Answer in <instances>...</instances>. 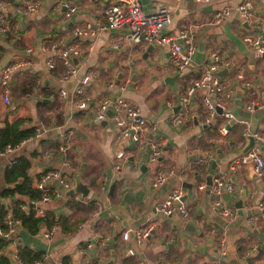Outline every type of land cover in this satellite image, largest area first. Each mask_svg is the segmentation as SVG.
<instances>
[{"label":"crops","instance_id":"1","mask_svg":"<svg viewBox=\"0 0 264 264\" xmlns=\"http://www.w3.org/2000/svg\"><path fill=\"white\" fill-rule=\"evenodd\" d=\"M32 1L0 0V63L5 57L3 67L18 63L5 85L0 68V127L22 119L23 127L34 128V135L16 145L7 163H0V191L10 186L3 180L5 167L20 155L31 159L32 175L58 170L69 185L62 184L59 191L60 182H49L53 199L38 215L46 221L36 232L12 220L13 230L0 256H7L8 264H22L18 251L26 248L32 251L29 257L37 255V264H264V207L259 206L264 204V166L262 174L252 169L253 160L231 167L255 146L264 160V144L255 136L264 135V53L243 39L246 34L264 35V0H252L250 23L236 9L243 0H140L146 13L160 5L171 10V22L163 32L177 34L184 28L192 33L195 51L184 68L171 62L166 46L132 42L127 25L76 36V25L105 22L107 0H68L76 6L68 17L67 0H35L39 9L30 12L26 4ZM225 6L230 13L214 23V11ZM72 42L79 52L70 57L76 71L68 75L51 45ZM212 51L224 61L217 74L230 89L224 110L236 119L216 117L203 123L204 97L214 101L217 94L203 95L205 90L197 89L192 120L177 124L181 95ZM49 57L53 67L46 63ZM60 89L66 90L63 99ZM5 93L9 103L3 101ZM115 96L134 102L155 124L148 137L161 145L158 162L146 157L148 143L120 137L110 116L94 119L98 103ZM76 99L87 100L89 107H78ZM251 99L258 104L248 109ZM223 122L226 131L220 129ZM119 151L125 153L123 160L115 157ZM159 167L172 170L163 185L153 186L151 176ZM209 174L212 181L223 176L233 185L220 203L207 184ZM175 188L190 210L186 219L156 209ZM222 206L232 214L220 213ZM146 228L149 233L139 239L137 231ZM46 231L48 236L43 235ZM219 236L226 238L224 253L215 246Z\"/></svg>","mask_w":264,"mask_h":264},{"label":"built area","instance_id":"2","mask_svg":"<svg viewBox=\"0 0 264 264\" xmlns=\"http://www.w3.org/2000/svg\"><path fill=\"white\" fill-rule=\"evenodd\" d=\"M198 2H208L211 0H195ZM39 3L32 1L26 4V9L30 12H36L39 9ZM64 15L70 16L76 9V6L68 0L64 3ZM239 17L245 22H252L254 18V12L252 9V0H243L236 6ZM230 13V8L225 6L217 9L213 14V22H220ZM105 22L93 25L90 22H86L84 25H76L72 31L76 36L90 35L94 36L98 31L107 30L109 28H116L122 25H127L129 29V39L138 43L145 40L149 43L155 42L164 45L168 48L171 62L178 65V68H184L192 62V54L195 51V42L192 33L188 29H179L177 34H170L163 32L162 29L168 26L171 22V10L165 6L160 5L155 12H144L141 8L140 0H107L104 6ZM244 41L254 45L255 48L264 53V35H251L246 34L243 37ZM51 48L56 49L57 55L62 60L65 66V74H72L76 71L71 56L78 54L79 46L77 43H70L62 46H58L56 43L51 45ZM48 66L53 67V59L49 57L46 60ZM221 63H224L219 53L212 51L210 53V60H207L201 65L199 75L194 78L188 85L185 92L181 95V103L179 111L175 116V123H187L192 120L191 105L192 95L197 89H203L207 93L213 92L217 94L216 100H210L208 97H204V101L207 107L206 114L203 117L202 122L205 124L212 123L216 117H223L224 119H236L231 111L224 110V100L229 96L230 89H225L222 85L220 78L217 74V70ZM18 63H13L2 68V84H6L12 71L16 69ZM89 75L85 76V79ZM78 92H81V87H78ZM66 95V90L60 89V96L63 99ZM3 101L9 103V96L7 93L3 95ZM76 105L80 108H88L89 102L84 99H76ZM258 104L257 100L251 99L247 108L252 109ZM221 109L220 112L216 111V108ZM110 111V112H109ZM109 112V113H108ZM111 117L117 127L120 137L130 136L137 143H148L150 149L146 155L150 162H158V159L162 155L161 145L155 143L148 137L150 132L155 129V124L150 122L145 116L142 115L139 106L134 102L122 97L104 98L102 99L95 109L94 119L97 121L105 120L107 117ZM222 131H226L225 123L220 125ZM40 134V129L36 128L35 135ZM256 139L264 144V135L255 133ZM29 138L23 139L19 144L23 143ZM18 146V145H17ZM15 146L10 144L0 148V155L6 152H11ZM62 150L64 147H60ZM117 159L122 160L126 157L123 151L115 154ZM252 161V169L256 174H262L264 160L260 157L259 147L255 146L248 150L244 155L238 157L231 166L235 168L238 164L247 163ZM67 164L65 160L62 161ZM120 166L116 161L115 167ZM172 169H163L159 167L153 176H151V184L153 186H161L165 183L167 176L171 173ZM55 180L60 182L64 186H68L69 182L66 178L61 176L58 170H48L37 178L34 186L41 190L40 196L37 198H29L26 202L20 204L22 211H27L33 208L35 215H43L44 207L38 206L39 203L50 200L52 197L51 189L49 188V182ZM233 185L230 181H227L223 176L214 177L210 190L214 194V201L216 203L221 202V196L225 192H230ZM182 192L179 188L170 190L166 196L157 204L156 209L165 215H171L178 213L182 218L186 219L190 215V210L186 204L182 201ZM260 207H264L263 203H259ZM220 213L230 216L231 210L227 206H222ZM12 218L8 215V228L3 231L0 228V236L6 238L12 232ZM19 221V220H17ZM149 228L137 231V237L139 239L145 237L149 233ZM50 232H44V236H48ZM122 237L126 239L128 232L124 231ZM216 248L221 252H226V238L219 236L215 240ZM22 264H37V262H23ZM65 264H75L72 261Z\"/></svg>","mask_w":264,"mask_h":264},{"label":"trees","instance_id":"3","mask_svg":"<svg viewBox=\"0 0 264 264\" xmlns=\"http://www.w3.org/2000/svg\"><path fill=\"white\" fill-rule=\"evenodd\" d=\"M34 135V128H25L22 126V119H16L12 122H5L0 127V148L10 144L15 146L20 141ZM31 159L29 157L20 155L11 161V164L5 167L3 171V180L10 186L3 187L0 191V228L6 231L8 228V215L13 220H19L22 225L27 227L31 232H36L41 223L46 219L43 216H36L33 208L27 211L20 209V204L23 199L21 196H28L29 198H37L41 194V190L34 186V180L40 178L32 175L30 172ZM9 242L8 238L0 236V247L6 246ZM26 248H20L18 255L24 260L23 262H35L36 254H31ZM23 254L28 255V259L23 257ZM36 255V256H35ZM7 256H0V264H8ZM29 260V261H25Z\"/></svg>","mask_w":264,"mask_h":264},{"label":"rangeland","instance_id":"4","mask_svg":"<svg viewBox=\"0 0 264 264\" xmlns=\"http://www.w3.org/2000/svg\"><path fill=\"white\" fill-rule=\"evenodd\" d=\"M14 152H6L0 155V163L3 165H5L7 163V157H10ZM57 187L59 189V191H62L64 189V186L62 184H57ZM53 199V198H52ZM51 200L45 201V202H41L38 204V206L41 207H47L49 206V204L52 202Z\"/></svg>","mask_w":264,"mask_h":264},{"label":"water","instance_id":"5","mask_svg":"<svg viewBox=\"0 0 264 264\" xmlns=\"http://www.w3.org/2000/svg\"><path fill=\"white\" fill-rule=\"evenodd\" d=\"M151 46L153 47V45L151 44ZM7 62V57H5L3 60H2V62L0 63V68H2L4 65H5V63ZM173 77H169V79H172ZM206 93V91H204L203 92V95ZM217 109V111L218 112H220L221 111V109L219 108V107H217L216 108ZM213 174H209L208 176H206V179H207V184H208V186H210L211 184H212V176ZM79 183V182H78ZM80 184V183H79ZM3 237H5V236H3ZM229 244H230V242H229ZM228 247V246H227ZM228 249V248H227Z\"/></svg>","mask_w":264,"mask_h":264}]
</instances>
